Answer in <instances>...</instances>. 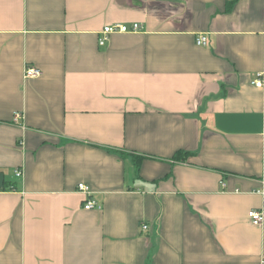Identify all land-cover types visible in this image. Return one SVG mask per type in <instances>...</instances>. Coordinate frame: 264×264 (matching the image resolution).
Returning <instances> with one entry per match:
<instances>
[{
	"label": "crops",
	"instance_id": "0c3cea01",
	"mask_svg": "<svg viewBox=\"0 0 264 264\" xmlns=\"http://www.w3.org/2000/svg\"><path fill=\"white\" fill-rule=\"evenodd\" d=\"M258 72L264 0H0V264H263Z\"/></svg>",
	"mask_w": 264,
	"mask_h": 264
},
{
	"label": "built area",
	"instance_id": "2783aa9c",
	"mask_svg": "<svg viewBox=\"0 0 264 264\" xmlns=\"http://www.w3.org/2000/svg\"><path fill=\"white\" fill-rule=\"evenodd\" d=\"M140 29V25L138 23H132L131 25L122 24V23H114L111 25H106L100 31V37L98 39L99 45H104L105 42L108 40L109 36L113 33H124V32H134ZM197 45H205L206 38L204 36H199L196 39ZM41 74V71L33 66H26L24 70V78H31L36 77ZM251 83L257 87L262 88L264 87V76L262 72H258L255 74V77L252 79ZM20 115L17 113L15 117L18 118ZM262 137L264 139V129L262 131ZM15 174L17 176L20 175V170H15ZM77 189L85 194H89L90 190L89 187L83 183H79L77 185ZM262 194V204L259 208L250 209L248 211V217L250 218L251 222L255 225H259L264 222V192ZM84 209H92V208H100V205L95 202L94 200L88 198L84 204ZM147 225H142V229H146ZM264 264V261L262 262Z\"/></svg>",
	"mask_w": 264,
	"mask_h": 264
},
{
	"label": "trees",
	"instance_id": "16d2710c",
	"mask_svg": "<svg viewBox=\"0 0 264 264\" xmlns=\"http://www.w3.org/2000/svg\"><path fill=\"white\" fill-rule=\"evenodd\" d=\"M183 154L184 153H181V152H176L174 155H173V157H172V159L173 160H181V159H183ZM135 159V161L137 162V157L136 158H134Z\"/></svg>",
	"mask_w": 264,
	"mask_h": 264
}]
</instances>
